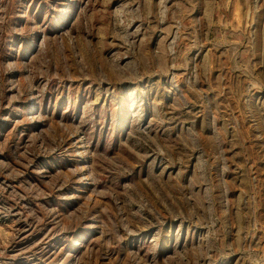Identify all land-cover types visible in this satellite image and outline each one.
<instances>
[{
    "label": "rangeland",
    "instance_id": "obj_1",
    "mask_svg": "<svg viewBox=\"0 0 264 264\" xmlns=\"http://www.w3.org/2000/svg\"><path fill=\"white\" fill-rule=\"evenodd\" d=\"M0 264H264V0H0Z\"/></svg>",
    "mask_w": 264,
    "mask_h": 264
}]
</instances>
